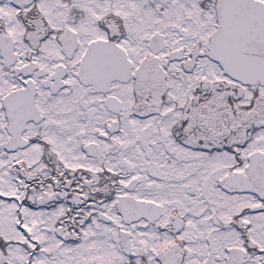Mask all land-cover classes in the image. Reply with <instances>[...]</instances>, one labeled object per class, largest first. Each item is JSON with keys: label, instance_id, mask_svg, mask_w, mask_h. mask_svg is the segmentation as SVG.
I'll return each instance as SVG.
<instances>
[{"label": "snow or ice", "instance_id": "snow-or-ice-1", "mask_svg": "<svg viewBox=\"0 0 264 264\" xmlns=\"http://www.w3.org/2000/svg\"><path fill=\"white\" fill-rule=\"evenodd\" d=\"M0 264H264V0H0Z\"/></svg>", "mask_w": 264, "mask_h": 264}]
</instances>
